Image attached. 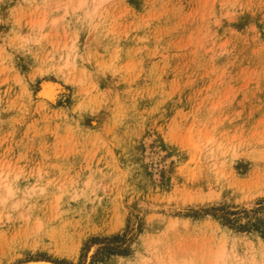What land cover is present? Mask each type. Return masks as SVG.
<instances>
[{
	"label": "rangeland",
	"instance_id": "1",
	"mask_svg": "<svg viewBox=\"0 0 264 264\" xmlns=\"http://www.w3.org/2000/svg\"><path fill=\"white\" fill-rule=\"evenodd\" d=\"M45 261L264 264V0H0V264Z\"/></svg>",
	"mask_w": 264,
	"mask_h": 264
},
{
	"label": "bare ground",
	"instance_id": "2",
	"mask_svg": "<svg viewBox=\"0 0 264 264\" xmlns=\"http://www.w3.org/2000/svg\"><path fill=\"white\" fill-rule=\"evenodd\" d=\"M65 60H66V58H65ZM67 62V61H66ZM5 191L7 192V191H9V188H8V186L6 185L5 186ZM31 262V261H30ZM45 263H47V261H45ZM20 264H23V263H20ZM25 264V263H24ZM48 264V263H47Z\"/></svg>",
	"mask_w": 264,
	"mask_h": 264
}]
</instances>
